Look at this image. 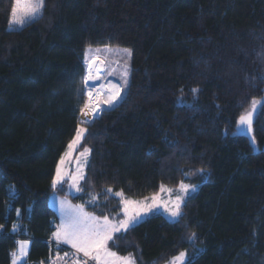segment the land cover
Instances as JSON below:
<instances>
[{"label": "trees", "instance_id": "trees-1", "mask_svg": "<svg viewBox=\"0 0 264 264\" xmlns=\"http://www.w3.org/2000/svg\"><path fill=\"white\" fill-rule=\"evenodd\" d=\"M26 3L0 0V264L19 240L30 241V260L48 256L51 182L80 125L90 150L82 190L57 193L87 212L120 220L116 192L199 186L178 222L153 214L114 235L111 251L136 264L184 251L186 264H264V104L256 150L237 135L253 99L264 101V0H44L10 30L12 8ZM99 46L131 51L130 83L80 124L85 51Z\"/></svg>", "mask_w": 264, "mask_h": 264}, {"label": "snow or ice", "instance_id": "snow-or-ice-1", "mask_svg": "<svg viewBox=\"0 0 264 264\" xmlns=\"http://www.w3.org/2000/svg\"><path fill=\"white\" fill-rule=\"evenodd\" d=\"M44 6V0H27V3L24 6L23 11L18 14L17 8L13 7L11 12V18L9 20L10 30L13 25L22 26L25 23V20H34L36 19L42 8ZM125 54L128 59L131 57L130 50H125ZM87 56V54H86ZM100 59V57L93 56L90 60H88L87 68L88 73L83 77V83L86 87H88L89 80H100L102 75H104L105 68L103 67V61L101 65H96L94 67L95 61ZM128 59L124 60V76L122 84H113L108 83V93L106 98V103L112 105L114 101L120 96V92L123 88H125L128 84V80L126 78V70L128 67ZM108 74L111 75V70H108ZM103 88V86H102ZM197 89H193V92H196ZM89 96V102L85 105V108H88L90 111L95 113V111L99 108V104L101 101L99 100L100 93L96 94V97H93V93L91 90L87 92ZM95 100V103L93 101ZM258 104H264V101H257L253 99L251 109L246 111L239 117L238 121V133H250L252 131V118L253 114L257 108ZM83 109L81 112L83 113ZM88 123L87 121H84ZM84 130L80 129L77 132L76 138L68 145L69 150H74V146L79 143L81 138V134ZM251 143L255 150V140L252 138ZM89 152V149L85 148L83 152L80 153L81 156H84ZM70 153L66 152L65 156H68ZM61 164L64 163L63 158L61 159ZM80 165H78L79 169ZM199 171H203L200 169ZM187 175V173L185 174ZM83 175L78 174L72 177L73 184L71 187L75 188L76 191H81L78 181L83 179ZM63 180V176L61 173V168L58 166L56 170V178L53 179L52 185L53 188L58 183H61ZM179 192L182 194H188L191 191L196 190L195 185L186 184L183 181L180 182ZM161 192H168L170 195L173 192V189L166 188L164 185L160 187ZM108 193H112V189H107ZM113 195L121 197L120 203L124 206V218L120 219L118 222H113L109 219L107 215L103 217H98L87 213L84 211L83 206L72 207L67 200H61L60 203V223L57 225L56 230L53 232V237L56 240L57 244H67L70 245L73 249L76 250L77 253H83L84 257H88L91 260L96 261V264H136L135 260L129 255L126 257L118 256L116 252L110 251L108 248V241L113 239V233L119 232L121 230L127 231L131 227H134L140 220V212L137 211L135 215H130L128 212V206L130 204L135 203L137 207H139V202H133L123 199V192H116ZM96 197L93 196L92 200L95 201ZM152 204L145 205L144 211H151L153 207H163L164 211L168 213L169 218L173 222H178L180 218H182V208L181 205L184 200L183 195H176L175 199H169V201L161 203L158 200L157 195H153L151 197ZM19 214V213H18ZM2 227V226H0ZM13 230H17V226L13 225ZM195 237V233L189 236V239H193ZM27 241H18V253L19 256L23 257L27 255L26 246ZM17 253H13L15 257ZM68 253H65L67 256ZM185 252H180L178 256H174L170 264H182L183 259L185 257ZM13 264H16V260H13ZM76 264H87V261H77Z\"/></svg>", "mask_w": 264, "mask_h": 264}, {"label": "rangeland", "instance_id": "rangeland-1", "mask_svg": "<svg viewBox=\"0 0 264 264\" xmlns=\"http://www.w3.org/2000/svg\"><path fill=\"white\" fill-rule=\"evenodd\" d=\"M125 50H129V49L122 48V47H113V46L89 47V48L86 49V51H85V62H86V65L88 64V60H90L93 56H97L98 55L100 57V59H97L95 61L94 67L96 65H101V62L103 61V67L105 68V72H104V75H102L100 80H95V79L89 80L88 81V87H86L84 85L85 93H86V96H87L86 104L89 102V96L87 95V92L89 90L92 91L93 97H96V94L100 93L99 100L101 101V103L99 104V108L95 111V113L90 111L88 108L84 107L83 108L84 111H83V113L81 112L80 117H79V120L81 121L80 124L85 123L84 121H88V123H89L93 119H96L97 116H100L101 111H102V109L104 107L113 106L114 104H116L120 100L121 96L124 95L125 91L127 90L128 86H129V83H130V70H131V57H130V59L127 58V56L125 54ZM86 54H87V56H86ZM125 59H128V67H127V70H126V73H127L126 78L128 80V84H127V86L125 88L122 89V91L120 92V96L116 99V101H114V103L112 105H109L108 103H106V98L104 97V95H106L108 93L107 85H108L109 82L113 83V84H122L123 83L124 76L122 74L125 71V69H124V60ZM108 70H111V72H112L111 75L108 74ZM87 73L88 72H87V67H86L85 75ZM102 86H103V88H102ZM93 103H95V100L93 101ZM181 103H182V101H181ZM80 129H83L81 127V125L77 127V131L75 132V135L70 140V142L67 144L65 151L63 152V154L61 155V157L59 158V160L57 162L56 169H55V174H54L53 179L56 178V170H57V167L59 166L61 168V173H62V176H63L62 182L58 183L55 186V188H53V185H52V182H51L52 191L49 194L48 203H49V206L52 208V210H54L55 213H56V220L54 222V228H55L54 231L56 230L57 225H59V223H60L61 208H60V203L59 202L61 200H67L72 207L79 206V205L73 204L67 197L59 196V194L57 193V189L64 187L66 189L67 193L69 195H71V196H75V195L80 193V191H76V189L71 187V185L73 184L72 177L77 175L78 172H79V174L83 175V177H84L85 169L87 167L88 160H89L90 150L84 156L80 155V153L83 152V150L85 149V148H81V143H82V138H83L84 131L81 134V138L79 140V143L74 146V150H69V148H68V145L76 138L77 132ZM87 149H89V148H87ZM66 152H69L70 154L68 156H65ZM62 158L64 160L63 164L60 163ZM78 165H80L79 169H78ZM82 180L83 179L78 181L79 186H80V183H81ZM164 186L166 188L173 189V192L170 195L168 192H161L160 189H159V192L157 194H155V195H157L159 202L164 203V202L169 201V199L174 200L176 195H183L184 196V200H183V203L181 205V208H182L183 204L185 203L186 199L188 197L194 195L195 193H197V191L199 189V186L196 185V190L195 191H191L188 194H182V193L179 192V188H178L179 185L176 186V187H170V186H166V185H164ZM152 196H149V197H146V198H142V199H131V198H127V197H125L123 195V199H125V200L133 201V202H139V207H137V205L135 203L130 204L128 206V212H129L130 215H135V213L137 211L140 212V220H139V222L137 224H135V226L138 225L139 223H141L142 221H144L146 218H148L149 216H151L153 214H160V215L164 216L168 221L173 222L169 218L168 213L164 211L163 207H158V208L157 207H153L151 211H147V212H145L143 210L145 205H151L152 204V200H151ZM117 197H119V196H117ZM119 198H120V200L122 199L121 197H119ZM123 207L124 206L122 205V208H121L122 218L121 219L124 218ZM84 211L87 212L86 210H84ZM87 213H89V212H87ZM109 219L112 220L113 222H118L119 221V220H114V219H111V218H109ZM121 232H125V231L121 230L119 232H115V233H113V237H114V235H116L118 233H121ZM52 238L54 239L53 236H52ZM19 241H27L28 242L27 246H26L27 255H25L23 257L19 256L18 243H17V249L15 251V253H17V255L11 259V264H13V260L14 259L16 260V264H23L29 257L30 246H31L30 241H28V240H19ZM110 241H108V248H109V242ZM121 257H124V256H121ZM172 259L169 260L165 264H170ZM187 259H188V256H187V253H186L182 264H186ZM92 261L96 264V261H94V260H92Z\"/></svg>", "mask_w": 264, "mask_h": 264}, {"label": "built area", "instance_id": "built-area-1", "mask_svg": "<svg viewBox=\"0 0 264 264\" xmlns=\"http://www.w3.org/2000/svg\"><path fill=\"white\" fill-rule=\"evenodd\" d=\"M32 240V238H27ZM50 246V251L45 259L40 261H33L29 258L23 264H76L77 261H87V264H95L88 257H84L82 253H77L76 250L66 247L63 244H57L56 240L53 238L44 241ZM65 253H68L65 256ZM10 257L13 256V252L9 253Z\"/></svg>", "mask_w": 264, "mask_h": 264}, {"label": "water", "instance_id": "water-1", "mask_svg": "<svg viewBox=\"0 0 264 264\" xmlns=\"http://www.w3.org/2000/svg\"><path fill=\"white\" fill-rule=\"evenodd\" d=\"M87 72H88V68H87ZM255 114H256V110H255V112H254V114H253V118H252V125H253V121H254V117H255ZM99 116H97L96 118H98ZM78 122L80 123L81 121L80 120H78ZM238 127H239V125L237 124V129H238ZM237 135H239V136H243V137H246L247 139H249V141L251 142V140H252V131L250 132V133H238L237 132ZM252 144V143H251ZM256 150V149H255Z\"/></svg>", "mask_w": 264, "mask_h": 264}, {"label": "crops", "instance_id": "crops-1", "mask_svg": "<svg viewBox=\"0 0 264 264\" xmlns=\"http://www.w3.org/2000/svg\"><path fill=\"white\" fill-rule=\"evenodd\" d=\"M63 245H65V246L68 247V248L73 249L72 247H70V245H67V244H63ZM73 250H74V249H73Z\"/></svg>", "mask_w": 264, "mask_h": 264}]
</instances>
